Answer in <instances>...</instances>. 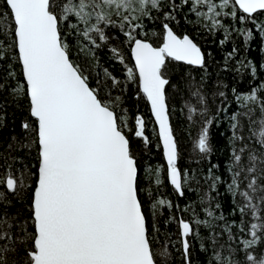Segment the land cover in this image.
I'll list each match as a JSON object with an SVG mask.
<instances>
[{"label": "snow or ice", "instance_id": "obj_1", "mask_svg": "<svg viewBox=\"0 0 264 264\" xmlns=\"http://www.w3.org/2000/svg\"><path fill=\"white\" fill-rule=\"evenodd\" d=\"M182 3L189 5L198 18L207 21L205 27L209 31L224 28L219 19L222 15L230 14L233 19L246 21L258 12L264 14V0H182ZM160 4L161 0H3L7 12H0V18H10L12 25L8 27L4 19H0V25L4 26V35L10 33L12 39L7 47L5 41L0 40V60L11 50L21 65L25 83H18L14 91L29 99L34 124L25 122L22 127L34 134L31 143L38 148L39 165L34 174L17 175L11 170L0 173V186L4 189L0 191V204L10 203L6 193L19 195L31 186L30 176H36L31 226L26 222L14 224L7 215L0 216V241H7L0 244V264H157L148 221L138 196V164L125 133V129H133L128 127L127 115L115 111L120 98L101 97L71 59L61 22L76 18L84 27L81 29L77 24L71 27L98 46L93 37L107 41L104 27L113 23L114 15L120 16L119 27L132 46L140 88L158 124L157 135L167 160L170 182L183 195L188 174L177 166L179 153L165 93L170 84L166 61L170 58L203 67L204 54L189 36L181 38L167 23L163 25L162 46L155 47L147 39L138 38L137 30L143 27L138 21L148 16L147 9L159 8ZM229 5L238 6L245 15L238 17L237 11L231 9L222 13L221 9ZM178 7L173 3V8ZM130 12L140 15L130 17ZM165 16L175 19L172 11ZM259 28L264 32V24ZM224 31L227 37L230 32L227 28ZM238 31L246 39L252 38L250 30ZM112 51L120 55L117 49ZM11 75L15 78V73ZM128 76L135 78L132 69H128ZM191 94L198 98L200 105L205 103L198 89ZM241 99L256 103L258 97L253 92ZM186 107L189 121L197 115L205 117L206 108L192 104ZM260 110L261 118L252 121L251 135L262 150L257 152L248 145L234 148L229 167V191L234 198L239 195L243 199L238 206L241 216L250 213L257 221L251 223L247 233L251 239H240L247 264H264V256L252 254L257 245L264 244V209L261 207L264 205V102L260 103ZM211 124L212 120L205 118L198 133L195 148L202 154L212 151ZM237 127L238 123L232 125L233 140L242 141L244 137L236 133ZM144 128L143 117L137 116L134 135L147 143ZM246 152L247 164L243 162ZM210 178L214 188L220 178ZM244 181L247 184L242 189ZM156 182L160 183L158 176ZM157 204L172 206L165 200ZM156 207L154 204L153 209ZM213 215L208 210V216ZM179 223L187 255L188 237L193 228L184 220ZM246 227L242 220L241 233H245ZM229 233L231 235V229ZM160 255H168L166 248ZM215 260L216 264H240L231 254H216Z\"/></svg>", "mask_w": 264, "mask_h": 264}, {"label": "trees", "instance_id": "obj_2", "mask_svg": "<svg viewBox=\"0 0 264 264\" xmlns=\"http://www.w3.org/2000/svg\"><path fill=\"white\" fill-rule=\"evenodd\" d=\"M173 3L179 7L173 8ZM230 9L236 10L238 17L245 15L238 10V6L233 5L221 11L228 13ZM147 11L148 16H142L138 21L143 26L137 30L138 38L147 39L155 47L161 46L165 34L163 25L167 23L179 36L189 35L204 53L203 67L171 59L166 61V76L170 81L166 86V97L178 146V167L188 174L183 195L168 181L157 128L148 101L139 87L131 54L132 46L124 30L119 27L122 23L120 16L114 15L113 23L104 27L107 41L99 40L98 36L93 37L98 46L92 45L71 27L72 24H77L81 29L84 27L76 18L62 21L61 29L69 44L71 59L79 65L88 77L90 87L97 89L101 97L112 100L120 98L115 111L128 117V127L133 131L125 129V133L138 164V196L148 221L157 264H216V254H231L235 261L247 264L240 239H251L247 233L250 232L251 223L257 221L250 213L241 216L238 206L243 203V199L239 195L234 198L229 191V167L234 148L248 145L257 152L262 150L256 138L252 137L251 129L254 127L252 121L261 118L260 103L264 102V32L259 28L264 24V14L258 12L246 21L233 19L230 14L222 15L219 19L230 32L226 37L224 28L209 31L205 27L207 21L198 18L182 0H161L159 8H149ZM169 11L175 16L174 20L166 19L165 14ZM0 12H7L3 0H0ZM128 15L139 16L140 13L130 12ZM0 19H4L5 24L11 27L10 18ZM238 30H250L252 38L246 39ZM4 31V26L0 25V40L5 41L7 47L12 38L10 33L5 36ZM113 48L120 55L113 53ZM128 69L133 70L134 79L129 78ZM11 73H15V78ZM18 83H25L21 65L15 59V52L9 50L6 58L0 60V84L3 85L0 87V173L11 170L17 175L21 172L34 174L39 165L38 148L31 143L35 139L34 134L22 127L25 122L34 124V118L29 113L28 97L18 96L14 91ZM197 89L204 97L203 105L191 94ZM253 92L258 97L256 103L241 99ZM186 104L206 108L205 117L197 115L193 121H189ZM249 109L252 111L249 112ZM138 115L145 122L147 143L134 135L135 118ZM233 116H236L235 121ZM205 118L212 120L209 127L212 151L208 154H202L195 148ZM234 123H238L236 133L244 137L242 141L233 140ZM243 162L247 164V152ZM157 176L159 184L156 182ZM210 176L220 178L214 188L211 187L213 180ZM35 180L36 176L31 175V186L19 195L6 193L10 203L0 204V216L7 215L14 224L26 222L31 226ZM246 184L247 181H244L241 188H245ZM0 191H4L3 186H0ZM159 200H165L172 206L158 205ZM154 204L157 205L155 209ZM261 207L264 209V205ZM208 210L214 215L208 216ZM180 220L190 223L193 228V233L188 237L190 248L187 255L183 250ZM242 220L247 225L245 233L240 231ZM5 243L7 241H0V244ZM165 248L168 255H160ZM252 254L264 256V244L257 245Z\"/></svg>", "mask_w": 264, "mask_h": 264}, {"label": "water", "instance_id": "obj_3", "mask_svg": "<svg viewBox=\"0 0 264 264\" xmlns=\"http://www.w3.org/2000/svg\"><path fill=\"white\" fill-rule=\"evenodd\" d=\"M254 15V14H253ZM170 27V26H169ZM174 31V30H173ZM175 32V31H174ZM175 34H177L176 32H175ZM178 35V34H177ZM179 36V35H178ZM187 36H189V35H187ZM181 37V36H180ZM183 37V36H182ZM181 37V38H182ZM190 37V36H189ZM191 38V37H190ZM192 39V38H191ZM193 40V39H192ZM194 41V40H193ZM194 43H196L195 41H194ZM197 44V43H196ZM154 46V45H153ZM162 46V45H161ZM201 49V48H200ZM201 51H202V49H201ZM202 53H203V51H202ZM204 54V53H203ZM132 59H133V61H134V64H135V60H134V57L132 56ZM170 59V58H169ZM179 62H182V61H179ZM182 63H184V62H182ZM186 64V63H185ZM193 66H195V65H193ZM136 67V66H135ZM197 67H200V66H197ZM136 71H137V74H138V69L136 68ZM139 78V77H138ZM139 87H140V85H139ZM140 90H141V88H140ZM141 92H142V90H141ZM143 93V92H142ZM165 93H166V89H165ZM148 104H149V108H150V113H151V116H152V118H153V120H154V123H155V125H156V128H157V131H158V124L155 122V117H154V115L152 114V112H151V106H150V103L148 102ZM138 116H140L141 117V115H138ZM169 117H170V114H169ZM170 122H171V119H170ZM176 139V138H175ZM160 140V139H159ZM160 145H161V148H162V153H163V158H164V161H165V163H166V166H167V160H166V157H165V155H164V151H163V146H162V142L160 141ZM177 148H178V146H177ZM177 166H178V161H177ZM179 168V167H178ZM167 178H168V181H169V183L171 184V182H170V178H169V170H168V167H167ZM172 185V184H171ZM173 186V185H172ZM173 188H174V186H173ZM175 189V188H174ZM176 190V189H175ZM179 227H180V232H181V239H182V245H183V239H184V237L182 236V228H181V226H180V223H179Z\"/></svg>", "mask_w": 264, "mask_h": 264}]
</instances>
